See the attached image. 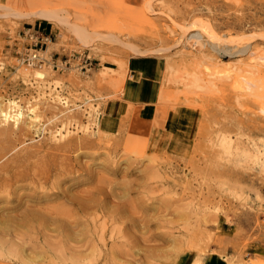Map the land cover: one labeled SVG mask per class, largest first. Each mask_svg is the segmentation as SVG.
<instances>
[{"label":"rangeland","instance_id":"1","mask_svg":"<svg viewBox=\"0 0 264 264\" xmlns=\"http://www.w3.org/2000/svg\"><path fill=\"white\" fill-rule=\"evenodd\" d=\"M195 21L222 41L233 35L231 52L245 42L247 53L188 40ZM29 28L51 36L47 58L80 53L92 69L18 63L14 49ZM263 37L264 0H0V177L22 198L1 192L0 264H25L13 253L22 242L38 264H178L186 254L200 264L212 248L255 253L246 264H264ZM132 57L160 63L148 109L125 96ZM69 167L73 179L61 188L92 194L93 210L72 237L51 224L50 241L35 234L41 222H9L33 195L44 199L50 189L40 182ZM51 197L39 202L69 204Z\"/></svg>","mask_w":264,"mask_h":264},{"label":"bare ground","instance_id":"2","mask_svg":"<svg viewBox=\"0 0 264 264\" xmlns=\"http://www.w3.org/2000/svg\"><path fill=\"white\" fill-rule=\"evenodd\" d=\"M147 5H148V3H147ZM180 25V24H179ZM181 25H183V24H181ZM182 28H184V27H182ZM203 28V27H202ZM211 30H212V26H210L209 27ZM189 30V37H188V40H192V41H196L197 43H201V42H203V44H204V46H206V47H210L213 51H216V53L218 52V53H227V54H229V55H234V54H237V53H239V54H244V53H247V51H248V48H249V46H244L245 44V42L243 43V46H242V48L240 49V50H238V49H236L235 47H234V49H236V52H231V49L229 48L230 47V45H234V44H236V40L237 39H231L232 37H234L233 35H231L232 37L230 38V39H227L226 41L227 42H225V39H224V41H222L221 40V38L218 36V34H214V35H212V34H208L207 33V31H206V29H201V27H200V25H199V23L197 22V21H195V22H193L192 23V25L190 26V29H188ZM210 30V31H211ZM166 31V30H165ZM164 31V32H165ZM182 31H183V29H182ZM186 31V30H185ZM179 35V34H178ZM246 36V35H245ZM208 38V41L206 40H204L205 38ZM229 37V36H228ZM236 37V36H235ZM165 38V37H164ZM166 38H168V37H166ZM245 38H247V37H245ZM264 38V37H263ZM240 39V38H239ZM249 39V38H248ZM247 39V40H248ZM241 40V39H240ZM164 41H166V40H164ZM222 42H225L224 44L226 45V47L224 48V49H221L220 47H219V45L220 44H222ZM207 44H208V46H207ZM241 45V44H240ZM238 50V51H237ZM217 53V54H218ZM213 54V53H212ZM264 54V53H263ZM186 55V54H185ZM188 55V54H187ZM220 55V54H219ZM222 55V54H221ZM247 55V54H246ZM209 59V58H208ZM212 59V58H211ZM218 59V58H217ZM224 64H225V69H228V70H230V69H233V68H236V65H232V64H229L228 62H224ZM24 132V131H23ZM22 154V153H21ZM17 159V158H16ZM114 166H117V165H114ZM9 167V166H8ZM90 168V167H89ZM114 168V167H113ZM62 170L61 171H59V173H58V171H57V174L55 175V178L54 179H51V178H48V180L47 181H43V182H40L42 185V187H44V190H45V188H48V189H50V190H48V192H46V193H44L45 194V196H42L44 199H41V197L39 196V197H37L36 195H33L32 196V198H33V201H34V205H32L31 206V208L29 207H25V208H28V209H26L27 211H25V212H23L22 213V211L25 209H23L22 211H21V213L22 214H19V215H17V216H14L13 218H11V220H9V222L11 223V224H13L16 228L17 227H25V225L27 224H34V223H38V222H41V224H42V226L44 225V231L43 230H40V229H38L37 231H36V235H42L43 236V238L44 239H48V240H52V238H55V236L56 235H52V234H47V233H43V232H45V230H51L50 228H49V225H51V224H56V226H54V227H56L55 229H53L54 230V232L55 231H57V235H59V236H64V237H66L67 238V240L69 239L68 237H72V235H73V233H74V228L75 227H77L79 224H80V219H81V217L83 216V215H81V213H84V214H86V211H87V209H88V207H90L89 206V203H91L90 202V198L92 197V194H89L90 196H89V199H87L86 198V196H85V193L86 192H77V193H75V192H72L73 191V188H72V190L71 189H66L65 187H63V188H61V185L64 183V182H66V181H68V180H72L71 179V177L70 176H72L73 175V170L71 169V167H69V169H66V168H61ZM107 170V169H106ZM115 170V169H114ZM114 170H111V171H114ZM75 171V170H74ZM78 171V170H77ZM76 171V172H77ZM146 171V170H145ZM78 173V172H77ZM86 174V173H85ZM95 174V173H94ZM114 174V173H113ZM117 174V173H116ZM78 175V174H77ZM81 175L82 174H80V176H78V177H81ZM97 175V174H96ZM100 175V174H99ZM21 176V175H20ZM83 176V175H82ZM90 175H88V177L87 178H90L89 177ZM95 176V175H94ZM98 176V175H97ZM101 176H103L104 177V175H100V177ZM102 177V178H103ZM76 178H77V176H76ZM86 178V177H85ZM95 178V177H94ZM7 178H4V177H0V201L4 198L2 195H1V192L3 193V191H6V193H8V196H9V198H13L14 196H15V199L18 197L17 195H15V192H12V189H13V184H12V182L10 181V179L7 181L6 180ZM22 179V177H20V178H15V180H14V182H19L20 180ZM108 179H110V178H108ZM76 180V179H75ZM85 180V179H84ZM88 180V179H87ZM104 180V179H103ZM105 180H107V179H105ZM37 181V180H36ZM94 181V180H93ZM97 181H99V179L97 180ZM102 181V180H101ZM101 181H99V182H101ZM108 181H111V179L110 180H108ZM113 181V180H112ZM10 182V183H9ZM30 182H31V180H30ZM79 182V181H78ZM84 182V181H83ZM98 182V183H99ZM103 182H105V181H103ZM25 183V182H24ZM34 183V182H33ZM32 183V184H33ZM66 183H68V182H66ZM70 183V182H69ZM86 183H88V181L86 182ZM112 183H116V182H112ZM28 184V183H27ZM34 184H36V183H34ZM46 184H47V186L49 185V187H47L46 186ZM71 184H73V183H71ZM71 184L69 185V186H71ZM83 184V183H82ZM101 184V183H100ZM99 184V185H100ZM129 184V183H128ZM23 184H20V187H18V188H21V186H22ZM25 185V184H24ZM28 185H30V183L28 184ZM78 185H79V183H78ZM122 185H124L123 183H122ZM131 185V184H130ZM64 186V185H63ZM65 186H67L66 184H65ZM103 186V185H102ZM114 186V185H113ZM115 186H116V184H115ZM121 186V185H120ZM30 187V186H29ZM28 187V188H29ZM68 187V186H67ZM73 187V186H72ZM110 187H111V185H110ZM109 187V188H110ZM123 187V186H122ZM124 187H125V185H124ZM17 187H15V189H16ZM17 188V189H18ZM27 188V187H26ZM25 188V189H26ZM41 188V187H40ZM113 188H115V187H113ZM136 188V187H135ZM7 189H9V192H7ZM24 189V188H23ZM42 189V188H41ZM77 189V188H76ZM106 189V188H105ZM111 189V188H110ZM128 189V188H127ZM28 190V189H27ZM70 190H71V192H70ZM85 190V189H84ZM107 190V189H106ZM105 190V191H106ZM125 190H126V187H125ZM133 190V189H132ZM38 191V190H37ZM37 191H35V192H37ZM52 193H51V192ZM82 191V190H81ZM110 192H112L111 190H109ZM109 191H106V192H108L109 193ZM135 191H137V190H135ZM17 192V191H16ZM98 192H102V189L100 190H98ZM126 192V191H125ZM130 191H127V193H129ZM94 193V192H93ZM113 193H115V192H112V194ZM126 193V194H127ZM37 195L39 194V191H38V193H36ZM111 194V193H110ZM110 194H109V196H110ZM111 194V196H113L112 198L114 199V198H116L117 199V197H114V195H112ZM131 194V193H130ZM6 195V194H5ZM41 195V194H40ZM129 195V194H128ZM7 196V195H6ZM23 196V195H22ZM54 197V199H53V201L54 200H59V199H61V198H63V199H66V201L69 203V204H67V205H65V204H63V205H59L60 207H58V206H56V207H48V206H46V205H44L43 203H41V202H39V200L41 199V200H45L46 202H47V200H46V198L48 199V198H50V197ZM107 196V195H106ZM19 197H20V195H19ZM51 197V198H52ZM88 197V196H87ZM193 196H191V198H192ZM5 199V198H4ZM14 199V198H13ZM21 197L20 198H17L16 200H18V201H21ZM36 199V200H35ZM92 199H94V198H92ZM108 199V198H107ZM40 200V201H41ZM95 200V199H94ZM50 201V200H49ZM48 201V202H49ZM113 201H115V200H112V202ZM97 202H99V201H97ZM117 202V201H116ZM115 202V203H116ZM119 202V201H118ZM118 202H117V204H118ZM121 202V201H120ZM20 203V202H19ZM114 203V204H115ZM122 203V202H121ZM99 204H100V202H99ZM194 204V203H193ZM22 205V204H21ZM29 206H30V204H28ZM109 205V204H108ZM122 205V204H121ZM103 206H105V205H103ZM102 206V207H103ZM199 206V205H198ZM8 206H6V208H7ZM14 207V206H13ZM92 207V206H91ZM109 207V206H108ZM108 207H105V208H107L106 209V211L108 210ZM112 207H114L113 205L111 206V208ZM19 208H21V207H19ZM97 208L98 209H100L101 208V206H97ZM115 208V207H114ZM18 209V208H17ZM92 209V208H91ZM91 209H89V212L90 211H93V210H91ZM116 209V208H115ZM122 209V208H121ZM120 209V210H121ZM126 209V208H125ZM21 210V209H20ZM20 210H19V212H20ZM102 210V209H101ZM110 210V209H109ZM119 210V209H118ZM96 211V210H95ZM104 211H105V209H104ZM106 211H105V213H106ZM127 211V210H126ZM126 211H124V214H125V212ZM18 211H16V213H17ZM89 212L87 211V215L86 216H88L89 215ZM97 212V211H96ZM102 212V211H101ZM121 212H123V211H121ZM91 213V212H90ZM94 213V212H93ZM99 213V212H98ZM105 213H102L103 214V216L102 217H104V214ZM110 213H112V212H110ZM109 213V211H108V214L109 215H111ZM95 214V213H94ZM107 214V213H106ZM118 214V213H117ZM122 214V213H121ZM92 215V213L90 214V216ZM108 215V216H109ZM114 215V214H113ZM126 215V214H125ZM197 215V214H196ZM115 216V215H114ZM113 216V217H114ZM118 216V215H117ZM121 216H123V214L121 215ZM2 217V216H1ZM0 217V219H2ZM84 218H85V216H83ZM89 217V216H88ZM112 217V216H111ZM112 217V218H113ZM118 217H120V216H118ZM117 217V218H118ZM7 219V218H6ZM110 219V218H109ZM5 220V219H4ZM3 220V221H4ZM84 220V219H83ZM83 220H82V222H83ZM86 220V219H85ZM96 220V219H95ZM95 220H94V222H95ZM112 220V219H111ZM91 221V220H90ZM149 221V220H148ZM87 222H88V220H87ZM0 223L1 224H3V222H2V220H0ZM5 223H8V221H6ZM85 223V222H84ZM147 223H149V222H147ZM39 224V223H38ZM107 224V223H106ZM82 225V224H81ZM84 225V224H83ZM87 225V224H86ZM97 225V224H96ZM136 225V224H135ZM1 226H3V225H1ZM0 226V228H1V230H2V227ZM34 226V225H33ZM90 226H92V225H90ZM94 226H95V224H94ZM146 226V225H145ZM35 227H37V226H35ZM84 227V226H83ZM88 227H89V225H88ZM131 227V226H130ZM98 228V227H97ZM17 229H19V228H17ZM26 229H28V228H26ZM94 229V228H93ZM99 229V228H98ZM13 230V229H12ZM29 230H31V229H29ZM103 230V229H102ZM14 231V230H13ZM21 231H23L24 232V230H21ZM33 231H35V230H33ZM149 231V230H148ZM26 232V231H25ZM48 232V231H47ZM101 232V231H100ZM1 233H3V232H1ZM14 233V236L16 237V238H18V239H21L20 237L22 236L23 237V233H21V234H23V235H19L18 236V233L16 234V232H13ZM27 233V232H26ZM53 233V232H52ZM95 233H96V231H95ZM20 234V233H19ZM28 234V233H27ZM26 235V234H25ZM24 235V236H25ZM75 235V234H74ZM97 235V234H96ZM103 236V235H102ZM3 237V236H2ZM31 237H33V236H31ZM2 239V238H1ZM3 239H4V237H3ZM32 239V238H31ZM58 239V238H57ZM24 240V239H23ZM66 240V239H65ZM1 241V240H0ZM4 241H6V240H4ZM19 242H20V240H18ZM58 241V240H57ZM1 242H3V241H1ZM7 242V241H6ZM22 242V241H21ZM59 242V241H58ZM75 242V241H74ZM93 242V241H92ZM76 243V242H75ZM81 243H83V241L81 242ZM4 244L5 243H1V245H3L2 246V248H4ZM0 245V246H1ZM39 245H40V243H39ZM70 245V244H69ZM85 245H87V243H85ZM98 245H99V243H98ZM98 245H97V247H98ZM100 245H101V243H100ZM10 246V245H9ZM20 247L19 248H17V246H16V249H15V251L13 252V253H15L14 254V257H15V255H16V258L18 259V260H20L21 262H25V264L27 263V264H38L37 263V261L35 260V259H37V258H35V259H29V258H26V255H24V248H25V246H23V242H22V245H19ZM65 246H67V245H65ZM82 247L84 246V243H83V245H81ZM102 246H105V245H102ZM46 247V246H45ZM57 247V246H56ZM88 247V246H87ZM93 247V246H92ZM95 247V246H94ZM1 247H0V256L2 257V255H3V250L4 249H2ZM48 248H51V247H48ZM58 248V247H57ZM72 248L73 247H71V250H72ZM77 248V247H76ZM81 248V247H80ZM79 248V249H80ZM89 248H90V246H89ZM99 248V247H98ZM106 248V247H105ZM119 248V247H118ZM18 249V250H17ZM28 249V248H27ZM30 249H31V247H30ZM38 249H40L39 248V246H38V248L36 247H33L31 250L34 252L35 250L37 251ZM53 249V248H52ZM59 249V248H58ZM79 249L77 250V252L79 251ZM100 249V248H99ZM6 250H8V249H6ZM57 250V249H56ZM83 250V249H82ZM81 250V251H82ZM94 250H96V249H94ZM106 250H107V248H106ZM109 250H111L110 248H109ZM39 251V250H38ZM46 251V250H45ZM48 252H50V250L48 249L47 250ZM73 251H75L76 252V250L74 249ZM81 251L79 252V254H82L83 253V251H82V253H81ZM102 251H104V250H102ZM53 252V251H52ZM55 252V251H54ZM98 252H99V250H98ZM185 252V251H184ZM29 253V252H28ZM28 253H26V254H28ZM58 253H61V252H58ZM55 254V253H54ZM56 254H57V252H56ZM62 254V253H61ZM78 254V253H77ZM6 255V254H5ZM24 255V256H23ZM45 255H49V254H46L45 253ZM63 255V254H62ZM73 255H76V254H73ZM83 255V254H82ZM82 255H80V256H82ZM100 255V254H99ZM30 256V255H29ZM50 256V255H49ZM63 256H65V255H63ZM77 256V255H76ZM31 257V256H30ZM48 257V256H47ZM54 258V257H53ZM64 258H66V256L64 257ZM74 258V257H73ZM78 258V257H77ZM16 259V260H17ZM50 259V258H49ZM67 259V258H66ZM65 259V260H66ZM1 260V259H0ZM17 260V261H18ZM45 260V259H44ZM55 259H51V261L53 262ZM235 260V259H234ZM20 261H18V262H20ZM41 261V260H40ZM50 261V262H51ZM62 261V260H61ZM48 262V261H47ZM66 262V261H65ZM67 262H68V260H67ZM53 263H55V262H53ZM59 263H60V261H59ZM59 263H57V264H59ZM195 263H198V261H196ZM18 264V263H17ZM21 264V263H20ZM43 264V263H42ZM51 264V263H50ZM56 264V263H55ZM61 264H64V263H62L61 262ZM66 264V263H65ZM70 264V263H69ZM254 264V263H253Z\"/></svg>","mask_w":264,"mask_h":264},{"label":"crops","instance_id":"3","mask_svg":"<svg viewBox=\"0 0 264 264\" xmlns=\"http://www.w3.org/2000/svg\"><path fill=\"white\" fill-rule=\"evenodd\" d=\"M162 71V70H161ZM160 76V63L147 57H132L128 60V77L124 91L126 99L134 105L148 109L157 93L155 78ZM255 253L241 254L229 249L212 248L200 257V264H246ZM196 255H184L178 264H194ZM235 259V260H234Z\"/></svg>","mask_w":264,"mask_h":264},{"label":"built area","instance_id":"4","mask_svg":"<svg viewBox=\"0 0 264 264\" xmlns=\"http://www.w3.org/2000/svg\"><path fill=\"white\" fill-rule=\"evenodd\" d=\"M22 41L15 46L14 53L18 63L24 64L30 68H42L47 65L53 69H61L72 61L80 62V69L89 71L93 67V60L90 57H84L83 54L77 53L72 55H66V59L63 57L55 58L45 56L44 47L46 43L51 42V36L44 32L36 31L33 28H29L23 33Z\"/></svg>","mask_w":264,"mask_h":264}]
</instances>
